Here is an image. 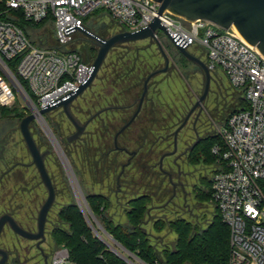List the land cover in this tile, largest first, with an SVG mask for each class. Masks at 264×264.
<instances>
[{"label": "flooded vegetation", "instance_id": "obj_1", "mask_svg": "<svg viewBox=\"0 0 264 264\" xmlns=\"http://www.w3.org/2000/svg\"><path fill=\"white\" fill-rule=\"evenodd\" d=\"M116 28L118 32L121 30ZM112 51L117 53L107 56L103 71L86 91L85 110L76 108L75 103L72 106L77 119L83 124L88 122L78 140L68 142L67 138L75 133V128L61 109L44 116L67 162L55 149L54 141L40 121L32 122L30 129L37 146L41 152L49 151L44 163L55 200L47 215L44 241L23 238L5 224L0 235V250L7 254L5 264H21L20 256H29L32 251L36 252L37 259L33 257L28 263H37L41 259L42 264H55L56 250L60 248L53 234L60 229L63 207L72 204L79 207L80 201L93 225L99 223L87 197L101 196L106 200L111 206L107 213L113 220L121 213L126 217L129 202L140 197H147L150 203L146 223L166 220L167 213L200 220L198 211L205 205L200 200V193L205 190L204 181L208 179L205 173L209 166L208 141L216 136L217 128L224 121L217 119L216 112L205 106L206 100L188 119L196 102L190 108L176 110L172 100L166 104L160 102L162 87L171 85L175 75L188 85L189 72L178 67L171 57L168 56V66L162 56L152 57L153 61H161L157 63L159 65H151L150 59L136 55L141 50L132 46L122 45ZM181 58L184 66L196 67L205 88L202 69L184 56ZM200 60L207 66V59ZM166 67V72L153 76L146 84L150 75ZM146 87L147 93L141 103ZM66 123L73 128L72 132L65 130ZM17 169L22 170L20 174L15 173ZM3 184H20L25 197L21 201L0 200V207L4 208L0 219L7 214L21 229L37 234L39 213L49 198V190L32 165L27 147L23 161L15 163L0 176V188ZM84 199L92 215L86 209ZM96 228L103 234L97 225ZM47 237L53 239L52 252H45ZM23 241L28 244L24 246Z\"/></svg>", "mask_w": 264, "mask_h": 264}, {"label": "built area", "instance_id": "obj_2", "mask_svg": "<svg viewBox=\"0 0 264 264\" xmlns=\"http://www.w3.org/2000/svg\"><path fill=\"white\" fill-rule=\"evenodd\" d=\"M0 5L3 13L20 12L30 23L48 19L53 23L59 50L34 46L19 26L0 14V105H12L14 85L22 79L37 110L76 91L88 79L91 65L68 49L74 36L81 34L76 29L86 27L84 18L103 11L118 28L133 32L148 26L160 8L153 0H0ZM160 22L170 38L188 51L193 46L202 48L209 71L221 70L249 104L217 128L220 141L212 148L216 157L212 200L230 229L229 264H264V57L234 27L224 30L168 11ZM161 34L176 48L158 30L155 35L160 42ZM16 59L14 74L7 62ZM69 263L68 250L60 248L55 264Z\"/></svg>", "mask_w": 264, "mask_h": 264}, {"label": "trees", "instance_id": "obj_3", "mask_svg": "<svg viewBox=\"0 0 264 264\" xmlns=\"http://www.w3.org/2000/svg\"><path fill=\"white\" fill-rule=\"evenodd\" d=\"M3 12L4 8L0 5L1 17L19 26L28 39L29 35L26 32V25L39 27L45 23H52L48 19L42 23L33 24L26 21L20 12L11 11L7 14ZM99 12L104 13L103 11H98L93 15ZM91 31L105 38L110 37L104 34V30L101 32ZM79 37L84 36L76 34L71 45L78 41ZM84 42L88 43L91 41L84 38ZM47 49L59 50L61 48L55 41V45ZM69 50L79 54L77 50ZM16 63L17 59L7 62L9 69L14 74H16ZM19 81L29 96L34 99L28 84L22 79H19ZM238 94V106L231 114L249 108V104L242 94L240 92ZM219 141L220 138L218 136H214L208 141L207 163L212 169L216 164V157L212 153V148ZM204 184L205 190L200 193V200L204 204L213 205L212 219L206 228H201L198 225H194L192 221L178 217L166 220L157 219L146 223L147 210L150 204L147 197H140L129 202V208L125 213V223H116L108 215L107 212L111 206L101 196L87 197V200L103 229L144 264H229L230 229L222 221L220 212L212 200L211 178L206 179ZM262 187L264 190V181L262 182ZM60 219L63 226L60 225V229L53 234V239L59 248L64 246L68 250L71 264H128L113 253L97 237L77 205L72 204L63 207ZM94 226L96 227L95 224ZM149 227H151L153 233L149 231ZM164 230L176 235V240L172 246L166 245L161 237H155L154 234H160Z\"/></svg>", "mask_w": 264, "mask_h": 264}, {"label": "water", "instance_id": "obj_4", "mask_svg": "<svg viewBox=\"0 0 264 264\" xmlns=\"http://www.w3.org/2000/svg\"><path fill=\"white\" fill-rule=\"evenodd\" d=\"M154 2L160 4V8L155 15L154 19L148 26L141 27L133 32H128L124 30H120L116 34L111 37L105 38L96 33L92 32L88 28H77L86 39L95 43L98 46V52L95 60L91 65V70L88 79L78 87L76 91H73L66 96L56 100V102L52 105H48L43 109L37 110L36 106L31 101L30 97L23 89L21 84L14 85L19 96L24 100L27 108L30 111V114L21 120L20 123V132L24 143L28 149L32 157V165H34L41 177L46 184L49 190V198L45 205L42 207L39 213L38 219V233L31 234L23 229H21L16 222L9 216L3 215L0 219V235L3 231V228L6 223H8L12 230L18 234L19 236L29 239V240H45L44 230L45 224L47 221V215L54 203L55 194L54 190L51 186L49 177L45 168V157L48 155L49 151L41 152V149L37 146L32 132H31V124L33 121H40L42 127L45 132L49 136V138L54 141L55 149L61 153L64 160L67 162L63 155V151L55 139L51 129L45 122L44 116L61 109L69 122L75 128V133L67 138L68 142H73L79 139L85 132L87 127V123L83 124L72 112V106L77 99L83 96L86 91L91 88L94 81L97 79L104 62L109 55V53L122 45L134 44L140 41L150 40L152 43L154 42L161 54V56L166 61V66L169 64L168 55L166 54L162 43L157 39L155 33L158 30L163 31L169 38L170 36L167 34L166 29L161 24L160 20L164 14V12L168 11L175 16L183 18L187 21H196V20H206L209 21L218 27L228 30L234 27L240 36L250 45L254 46L264 57V0H153ZM171 39V38H170ZM171 41L174 43L177 51L184 56L189 61L197 64L205 74L206 82L204 92L199 99H197L195 105L193 106L190 114L187 119L190 117L192 112L199 107L207 98L210 90L211 84V72L208 67L200 60V58L189 53L187 48L183 45L177 44L173 39ZM167 71V67L157 71L156 73L150 75L146 81L147 82L159 73H164ZM147 93V87L144 90V93L141 98V103H143L144 97ZM86 206V209L91 211L86 204L85 199L83 200ZM78 205L81 211L85 214L86 210L83 207L82 203L79 201ZM92 215V214H91ZM86 216V214H85ZM89 226L97 235V237L103 241L113 253H115L118 257L123 259L128 264H134L130 259H128L125 255L120 253L113 245H111L106 239L109 238L114 244L118 245L120 249H122L125 253L130 254L124 247H122L116 240H114L104 229L103 227L96 222L98 228L102 231L101 234L97 228L93 225L90 219L86 216ZM104 235V236H103ZM0 264H5L7 261V254L0 250Z\"/></svg>", "mask_w": 264, "mask_h": 264}, {"label": "rangeland", "instance_id": "obj_5", "mask_svg": "<svg viewBox=\"0 0 264 264\" xmlns=\"http://www.w3.org/2000/svg\"><path fill=\"white\" fill-rule=\"evenodd\" d=\"M98 14V15H97ZM95 15H90L89 18H84V22L86 27L93 31H103L105 35L112 36L118 32L116 25L113 24L111 18L106 14L99 12ZM118 27V26H117ZM26 32L29 35V39L34 46L39 48H49L50 46L55 45V34H54V26L53 23H45L40 25L39 27H33L26 25ZM161 43L166 54L177 63L178 67H181L183 70L187 69L189 72V76L187 79V84L185 85L178 77L175 75L172 78L171 85H164L162 87V91L160 92V102L166 104L172 100V104L174 106V110L176 109H184L185 107L190 108L194 105L197 98H199L203 92V84L204 79L200 72L193 67L192 65L184 66V61L181 57V54L174 48L169 41L165 38L164 35H160ZM80 38V39H79ZM78 41L72 44L68 49L77 50L81 57V60L87 64L92 65L93 61L95 60L98 52V46L93 42H84L85 37H79ZM134 49H140L141 52L138 53L141 57L146 58L148 61L150 59L151 65H159L161 60H151L154 56H161L156 44L151 42L150 40L140 41L134 44H129ZM151 46V47H150ZM65 51L66 49H62ZM189 52L202 59H206V54L204 50L200 47L193 46L189 49ZM117 52L111 51L109 55H115ZM179 63V64H178ZM162 65V64H160ZM184 66V67H183ZM103 71V67L101 69ZM186 71V72H187ZM184 72V71H183ZM185 82V80H184ZM189 88L188 91L186 90L187 87ZM15 88V86H14ZM16 91V89H15ZM238 90L231 88L228 79L223 74L221 70H217L216 73L213 74V84H211L210 94L208 95L205 106L213 109L217 114V119L221 122L225 121L227 117L232 113L233 110L236 109L238 106L237 98L239 96ZM16 93L15 101L10 106H1L0 105V176L4 173L7 169L11 168L15 163L22 162L23 158L26 154V147L24 140L22 138L20 132V123L23 118H25L28 114L29 109L27 108L24 100L22 99L19 94ZM86 93L81 96L76 102V108H80L83 111L85 110V103H86ZM186 109V108H185ZM27 112V113H26ZM17 115V116H15ZM84 119V118H81ZM66 131H73V128L68 126L66 123L64 125ZM69 129H68V128ZM45 135V134H44ZM46 137V135H45ZM47 138V137H46ZM50 142V141H49ZM51 143V142H50ZM22 170L17 169L16 174H20ZM206 175L210 179L212 177V167L209 165L205 171ZM7 195V196H6ZM24 194L22 192V186H6L3 184V187L0 188V200L6 198L7 200H14V201H21L23 199ZM68 202V201H65ZM194 202V201H193ZM4 208L0 207V214L3 213ZM200 220L199 221H192L190 218L189 221H192L194 225H198L201 228H206L209 222L212 219L213 215V205L206 203L201 210L198 211ZM116 214V213H114ZM168 219L176 218L175 216L167 213ZM116 223H125L126 217L124 213L121 215H117L115 218ZM61 226H63L61 224ZM150 232L151 227L148 228ZM155 237H161L162 241L166 245H173L174 241L176 240V235L168 230H164L160 234H154ZM11 237L9 236L8 239ZM105 239L113 245L120 253L125 255L128 259H130L134 264H144L142 263L136 256L132 254L125 253L122 249L118 247V245L114 244L109 238L105 236ZM53 239L48 238L46 240L44 249L45 252H52L53 249ZM155 241V240H153ZM24 246L28 244L23 241ZM30 245H33L30 243ZM29 245V246H30ZM62 248H65L62 246ZM59 249L56 250L58 252ZM57 254V253H56ZM23 255V254H22ZM56 256V255H55ZM33 257H36V252L32 251L29 256H20L21 264H42V260L38 259V262L31 260ZM71 264V263H69Z\"/></svg>", "mask_w": 264, "mask_h": 264}]
</instances>
